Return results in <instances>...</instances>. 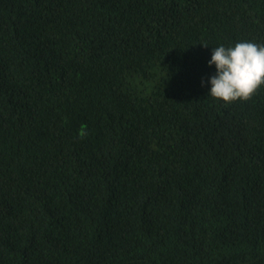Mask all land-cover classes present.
<instances>
[{
    "label": "trees",
    "instance_id": "1",
    "mask_svg": "<svg viewBox=\"0 0 264 264\" xmlns=\"http://www.w3.org/2000/svg\"><path fill=\"white\" fill-rule=\"evenodd\" d=\"M238 40L264 0H0V264H264V85L208 95Z\"/></svg>",
    "mask_w": 264,
    "mask_h": 264
},
{
    "label": "clouds",
    "instance_id": "2",
    "mask_svg": "<svg viewBox=\"0 0 264 264\" xmlns=\"http://www.w3.org/2000/svg\"><path fill=\"white\" fill-rule=\"evenodd\" d=\"M207 63L215 68L207 80L208 95L224 102L247 100L264 85V44L242 40L231 46L220 44L211 47Z\"/></svg>",
    "mask_w": 264,
    "mask_h": 264
}]
</instances>
